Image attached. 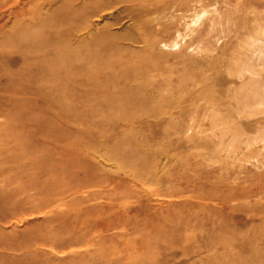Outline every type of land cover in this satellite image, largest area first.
<instances>
[{"label": "rangeland", "instance_id": "rangeland-1", "mask_svg": "<svg viewBox=\"0 0 264 264\" xmlns=\"http://www.w3.org/2000/svg\"><path fill=\"white\" fill-rule=\"evenodd\" d=\"M149 3L0 0V264H264V0Z\"/></svg>", "mask_w": 264, "mask_h": 264}, {"label": "bare ground", "instance_id": "bare-ground-1", "mask_svg": "<svg viewBox=\"0 0 264 264\" xmlns=\"http://www.w3.org/2000/svg\"><path fill=\"white\" fill-rule=\"evenodd\" d=\"M92 1V0H91ZM114 1H118V3H126V5L134 7L135 11H137V13H141V11H145L147 10V7L149 4V0H114ZM70 2V1H69ZM41 41V42H40ZM40 44L45 42V38L44 37H39V41ZM49 84L48 87H44L42 89H40L41 91H43V93H45V95L48 96H52L54 95V93H58L60 90V82L62 79L65 78V76H60L54 72H49ZM62 88V87H61Z\"/></svg>", "mask_w": 264, "mask_h": 264}]
</instances>
